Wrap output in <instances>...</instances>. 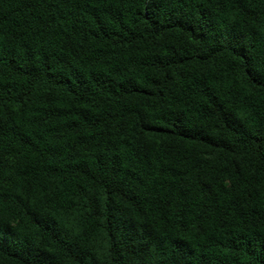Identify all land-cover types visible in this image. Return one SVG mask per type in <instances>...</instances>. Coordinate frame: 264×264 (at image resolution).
I'll list each match as a JSON object with an SVG mask.
<instances>
[{
	"label": "trees",
	"instance_id": "obj_1",
	"mask_svg": "<svg viewBox=\"0 0 264 264\" xmlns=\"http://www.w3.org/2000/svg\"><path fill=\"white\" fill-rule=\"evenodd\" d=\"M0 264H264V0H0Z\"/></svg>",
	"mask_w": 264,
	"mask_h": 264
}]
</instances>
